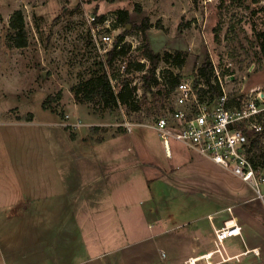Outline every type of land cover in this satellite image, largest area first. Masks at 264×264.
Instances as JSON below:
<instances>
[{"label": "rangeland", "instance_id": "1", "mask_svg": "<svg viewBox=\"0 0 264 264\" xmlns=\"http://www.w3.org/2000/svg\"><path fill=\"white\" fill-rule=\"evenodd\" d=\"M120 10L130 12L132 24L115 25V31L110 32L115 42L120 35H128L136 37L142 45L146 35L157 53L175 50L186 53L181 69L174 62L162 61L157 77L171 70L179 73L182 80L195 84L198 68L212 61L213 67L231 63L222 74L231 97L254 86L264 87V50L257 36L258 32H264V0H0V264L15 261L13 256L20 254L21 247L22 260H34L31 255L36 257L38 245H43L44 252L47 247L54 253L60 251L61 258L37 257L36 262L58 264L60 260L59 264H68V259L62 257L68 245L62 241L63 236L56 242L49 239L51 236H47L49 241L38 242L33 233L31 242L19 244L20 231L27 228L23 224L29 222L30 231L37 211L29 210L27 216L17 197L26 187L43 188V192L54 187L55 196L47 195L39 203L56 205L46 214L43 227L58 220L65 223L73 222V218L79 220L75 213L85 205L89 189L111 185L109 181L100 184V178L90 179L92 170H100L97 162L79 156H83L87 146L103 149L104 145L97 144L109 145L121 134L125 156L131 154L126 148L128 140L135 144L134 138L142 136L151 148V158L159 165L156 169L138 170L140 176H136L132 186L127 173L133 169L127 170L130 162H124L123 188L128 190L132 186L130 202L136 198V202L143 203L149 224L160 219L149 228L138 225L135 237L122 244L127 249L124 252L137 250L143 254L141 258L137 255L139 264H250L243 256L228 258L232 256L230 252L192 260L216 247L208 214L215 217L216 224L226 217L228 207H233L241 220L247 217L246 213L262 217L264 204L248 183L181 142L171 141L172 151L166 152L159 133L150 126L155 115L174 107L175 92L168 94V89L162 86V93L156 87L151 91L144 89L143 75L149 62L136 48L127 44L130 46L127 55L107 66L106 71L117 90L114 75L130 78L132 86L141 88L137 92L140 109H106L97 103L75 101L72 87L95 71L102 72L103 65L99 63L107 59V54L99 51V47H104L99 35L96 37L99 47L92 35L95 25L90 19L118 17ZM17 11L23 12L26 22L28 46L25 48L15 47L10 34V20ZM146 18L149 29L142 33L138 26ZM136 61L146 64L145 72L139 73L134 67L127 69L130 62ZM48 97L51 99L45 108L43 104ZM128 123L136 126L129 131ZM37 150L50 157L53 154L57 169L48 171L50 165L44 162L45 172L40 171L35 181L34 176L27 174L33 165L32 158L30 162L27 159L35 156ZM106 201L109 200L104 198L103 202ZM151 205L156 209H148ZM101 220L96 219L99 228L100 224L110 226L115 222L108 217ZM88 230L91 237L97 232L93 225ZM98 240L103 243L92 249L93 254L100 252V246L107 250L95 255L92 264H119L114 261L120 259L117 252L108 249L113 238L106 240L99 236ZM230 243L235 244L229 248L231 252L244 248L242 242L234 243L232 239L224 243L225 248ZM72 244L75 243L69 245ZM7 245L17 251L10 252ZM246 258L251 259V264H260L255 253ZM124 262L131 264L129 257Z\"/></svg>", "mask_w": 264, "mask_h": 264}, {"label": "crops", "instance_id": "2", "mask_svg": "<svg viewBox=\"0 0 264 264\" xmlns=\"http://www.w3.org/2000/svg\"><path fill=\"white\" fill-rule=\"evenodd\" d=\"M134 133H131L132 137ZM124 135H116L115 138H113V143L109 144L107 142L105 143H99L97 144L98 146L104 145L103 149H94L93 146H87L85 148L82 160L84 158H89V160L92 162V160H96L97 162V168L100 170H92L91 174H89L90 179L93 178H100V184L103 183L106 184L107 181L111 185H102L100 187H92L89 189L87 197L85 198V205H82L81 208H78L76 210V215L79 216V220L77 218H73V222H62L61 220H58L57 222H51L46 224L45 228L43 227V221L46 217V214H49L48 211H52V208L56 207L54 204H50L49 202L46 203V205L41 204L40 200H42L45 196L54 197L56 193V188L52 187L49 188L48 192H43V188H32V187H26L24 190L21 192L19 198L20 201H22V207L24 210L27 211V216L29 213V210H35L37 211L36 214H34V220L31 222L33 223L31 225V230L28 231L27 229L30 228L29 222L23 224V226H26V229H23L20 231V239H19V244H25L24 242H31L32 234L35 233L34 238H36V241L41 242V241H49L51 239L52 242L60 241V239L63 236V240L68 243L67 248L64 250V254L62 255L63 258H67V263L68 264H92L93 259H95V255L100 256V253H102L104 250H107V247L105 246H100L98 253L93 254V248L97 249L98 244L100 242L103 243V241L98 240L99 236H103L106 240H111L112 244L111 246H108V249L111 251L117 252V258H120L119 260H114V261H119V264H125L124 260H128V257L130 259L131 264H139L140 263V258L143 256V254H140L135 250V253L132 252H124L122 244L125 242L130 241L132 238L135 237V234L139 229L137 228L138 225L143 224L144 227H148L149 225L151 226L156 224L157 221L155 220L153 223L149 224V221L146 217V212H145V207L143 206V203L141 201L136 202V198L134 200L131 199V194H132V186L134 185V181L137 178L136 176L138 174V170L144 168H158V164L153 161L154 159L152 157L151 153V148H149L146 143L143 141L144 139L142 136L134 138V141L131 142V139L128 141V145L126 146L127 150L131 153L128 156L124 155V147L123 145V140L121 139ZM124 139V138H123ZM59 141V139H58ZM57 141V142H58ZM94 149V150H93ZM171 151H172V146H171ZM170 151V152H171ZM167 152V151H166ZM169 154V153H168ZM54 155L48 156L43 154V152H39L37 150V153L35 156L29 157L27 161L30 160L33 165H31V170L27 172L28 175L34 176V180L37 181L38 177L37 175L39 172H45L44 171V162L50 165V168L48 169L54 172V170L57 169L56 164H55V159H53ZM64 157L70 158L73 160L74 157L71 156H65ZM100 158H99V157ZM168 156V155H167ZM172 156V153L171 155ZM170 156H168L170 158ZM29 161V162H30ZM89 161V162H90ZM125 161H129L130 165L126 166V169H133L132 172L127 173V180L132 181V186L128 188V190L123 188V183H124V172H125ZM99 164V166H98ZM30 166H27V168ZM162 168V166L160 165ZM110 170H107V169ZM122 170V171H120ZM161 170V169H160ZM100 174V176L98 175ZM162 171H161V176H162ZM145 176V174L143 173ZM146 177V176H145ZM147 178V177H146ZM126 180V181H127ZM147 180H151V178H148ZM114 184V185H112ZM107 198L109 201L103 202V199ZM260 200V199H259ZM140 204V206H139ZM24 205H27L26 207ZM137 205V206H136ZM149 207V206H148ZM155 210V206L151 205L148 209ZM147 209V210H148ZM150 209V210H151ZM40 211V212H38ZM217 212V211H216ZM213 218L214 223L216 224V219L212 214H208V220L209 217ZM247 217L242 218L239 216L240 224L242 226V233L243 237L233 239L234 243L237 242H242L243 249L242 250H237L235 252H231L229 250L234 247L235 244L230 243L229 246L226 245L225 252L230 254L228 258L233 257H239L243 256L245 258L246 263L251 264V259H247L246 256H250L251 254H256V256L259 257L260 264H264V215L262 217H255L252 214L246 213ZM261 216V215H260ZM104 217L110 218V221H115L112 223L110 226H106L105 224H100L99 226L96 225L97 221L96 219L102 221L101 219ZM225 217V216H224ZM223 218H221V222L223 221ZM210 221V220H209ZM132 222V223H131ZM132 225L131 227L128 226ZM217 223L216 225H220ZM93 225V229L97 232H94L95 234L91 237V230L89 231V227ZM211 226V231H213V226L210 222ZM105 229V230H104ZM103 230V231H101ZM209 230V229H208ZM134 231V232H132ZM210 231V230H209ZM100 232V235H99ZM154 232V231H153ZM214 234V231H213ZM51 236V238L48 239V237ZM68 237V240H67ZM111 237V238H110ZM93 239V240H91ZM102 240V239H101ZM98 241V243H96ZM92 242H95V246L92 245ZM70 243H75L72 244L71 246L69 245ZM225 246V245H224ZM13 247V246H11ZM42 247V248H41ZM11 249L10 252H16L17 249L10 248L7 245V250ZM44 252V247L43 245H38L37 249L35 251V255H31V257L34 258V260L31 261H23L21 252L23 250V247L19 250L20 254L18 256H13L15 258V261H10L9 264H45L43 262H36L37 257L38 258H61L60 251L57 253H54V251L49 250V248H45ZM215 248L208 249L207 252H204L203 254H200L201 256H205L206 254H209L214 251ZM254 252V250H256ZM67 251V252H66ZM32 252V251H31ZM39 252V253H37ZM44 252L43 254H41ZM212 256L216 255L215 253H211ZM133 255V256H132ZM137 255H140V258H137ZM17 257H19V261L17 260ZM32 258V259H33ZM227 258V259H228ZM123 259V260H122ZM157 259V258H156ZM226 259V261H228ZM60 262V260H59ZM58 262V264H59ZM47 264H52L51 262ZM117 264V262L115 263Z\"/></svg>", "mask_w": 264, "mask_h": 264}, {"label": "built area", "instance_id": "3", "mask_svg": "<svg viewBox=\"0 0 264 264\" xmlns=\"http://www.w3.org/2000/svg\"><path fill=\"white\" fill-rule=\"evenodd\" d=\"M117 18L114 15L101 22H97L96 17L90 19L92 25H95L92 27V35L97 46L99 47L97 35L104 45L103 49L99 47L101 53L108 55L113 49L115 41L110 32L115 31ZM129 43L132 48L141 45L136 37L127 35L118 48ZM230 67L231 63H225L223 67L214 64L213 84L221 92L214 99L200 98L199 90L207 89L205 85L200 84L195 88L192 82L181 80L174 90V107L155 115L150 127L159 133L167 153L171 151V141L181 142L248 183L264 204V168L255 167L249 154L251 137L264 133V87L254 86L247 92L231 97L225 86L227 79L222 76ZM137 92H141V88ZM128 124L131 125L128 127L129 131L136 126ZM262 139L264 143V137ZM209 220L213 226L216 245L211 253L223 256L224 243L228 239L243 237L239 217L233 207H228L226 217L220 225L217 226L211 216Z\"/></svg>", "mask_w": 264, "mask_h": 264}, {"label": "trees", "instance_id": "4", "mask_svg": "<svg viewBox=\"0 0 264 264\" xmlns=\"http://www.w3.org/2000/svg\"><path fill=\"white\" fill-rule=\"evenodd\" d=\"M103 19L104 17H100L97 19V22H101ZM117 24L124 26L132 24V15L128 10H120L118 12ZM138 28L142 31V33H145L149 29V20L147 18L144 19L143 24L138 26ZM10 30L12 42L15 47L25 48L28 46L26 22L22 11L15 12L11 17ZM257 36L261 40V47L264 50V32H258ZM123 38L124 35H120L118 37L113 49L108 53L106 61L99 63L100 65H103L102 72L99 71V73H97L95 71L90 78L79 81L72 87L71 91L74 93V99L76 102L83 104L97 103L106 109L123 107H125L128 111L140 109L141 105L137 96V87L131 85V79H121L120 77H117V75H114V79L118 82L119 88L117 90L112 84V78L106 71L107 66L113 65L115 60L127 55L130 49L129 45L123 44L120 48H118V45ZM142 43L143 44L137 47L136 50L142 58L149 62L148 70L145 72L146 64L139 61L134 63L130 62L127 69L129 70V68L134 67L135 71L139 73L145 72L143 75V85L146 91H151L153 87H156L159 88V93H162L164 90L161 88L162 86L165 89H168V91H166L168 94L173 92L182 80L181 75L179 73L175 74L171 70H166L163 72L160 80L156 75V71L162 61L174 62L177 68L181 69L186 60V53L180 50L157 53L152 49L146 35H143ZM196 76L198 77H196L194 87L197 88L200 84L207 87V89L202 88L199 90L200 98L202 100H206L207 98L214 99L221 95L219 87L213 84L214 69L212 61L209 63H202L197 70ZM50 99L51 98L49 97L47 98L43 107H48ZM263 137L264 133L251 137L250 140L249 154L255 167L260 166L264 168Z\"/></svg>", "mask_w": 264, "mask_h": 264}, {"label": "bare ground", "instance_id": "5", "mask_svg": "<svg viewBox=\"0 0 264 264\" xmlns=\"http://www.w3.org/2000/svg\"><path fill=\"white\" fill-rule=\"evenodd\" d=\"M255 251H257V249L255 250ZM212 256V254L211 253H209V254H206L205 256H202V257H199V258H195V259H192L193 261H198V260H201V259H203V258H207V257H211Z\"/></svg>", "mask_w": 264, "mask_h": 264}]
</instances>
